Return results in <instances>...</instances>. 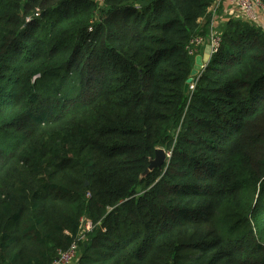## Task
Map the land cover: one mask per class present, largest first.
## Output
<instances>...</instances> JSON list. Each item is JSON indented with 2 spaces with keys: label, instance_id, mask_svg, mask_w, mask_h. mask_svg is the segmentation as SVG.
<instances>
[{
  "label": "trees",
  "instance_id": "1",
  "mask_svg": "<svg viewBox=\"0 0 264 264\" xmlns=\"http://www.w3.org/2000/svg\"><path fill=\"white\" fill-rule=\"evenodd\" d=\"M214 1L0 0V264H264L262 30L184 92Z\"/></svg>",
  "mask_w": 264,
  "mask_h": 264
},
{
  "label": "built area",
  "instance_id": "2",
  "mask_svg": "<svg viewBox=\"0 0 264 264\" xmlns=\"http://www.w3.org/2000/svg\"><path fill=\"white\" fill-rule=\"evenodd\" d=\"M96 1L102 3V0ZM225 2L228 4L229 8L228 20H245L255 25L257 28H260L264 33V4L262 0H215L207 10V15L209 17L207 34L205 37L195 36L190 40L187 48L190 55H194L197 51L200 52L205 45L209 48L210 57L219 50L221 45V31L219 27L223 23V21H221L222 17L220 16V10L224 7ZM84 229L85 231H90L92 229L91 223H86ZM82 240L83 236H79L68 250L59 251L57 258L52 264L73 263L78 256V242Z\"/></svg>",
  "mask_w": 264,
  "mask_h": 264
},
{
  "label": "water",
  "instance_id": "3",
  "mask_svg": "<svg viewBox=\"0 0 264 264\" xmlns=\"http://www.w3.org/2000/svg\"><path fill=\"white\" fill-rule=\"evenodd\" d=\"M206 55L209 56V48L207 47ZM201 64H202V58L201 57H196L195 59V65L194 68L191 72V75H197L199 71L201 70ZM196 73V74H195ZM192 78H189L185 85H184V92L188 93L190 89V85L192 84ZM168 156L165 154L164 150L162 149H157L155 152V158L149 162V166L145 170L144 174L142 177L147 175L149 172L153 171L156 168H161L162 165L165 164ZM87 185V183L85 184Z\"/></svg>",
  "mask_w": 264,
  "mask_h": 264
},
{
  "label": "crops",
  "instance_id": "4",
  "mask_svg": "<svg viewBox=\"0 0 264 264\" xmlns=\"http://www.w3.org/2000/svg\"><path fill=\"white\" fill-rule=\"evenodd\" d=\"M226 11H227V13H226ZM228 13H229L228 4L225 2L224 3V7L221 8V10H220V16L222 17L221 21H223V23L219 27L220 30H221L222 26L228 21V18H229V14ZM202 23H204L203 20H201V24ZM206 51H207V45L203 46V48L200 51L199 57L202 58L201 69L204 67V65H206V63L209 60V56L206 55ZM200 71H199V73H200Z\"/></svg>",
  "mask_w": 264,
  "mask_h": 264
},
{
  "label": "rangeland",
  "instance_id": "5",
  "mask_svg": "<svg viewBox=\"0 0 264 264\" xmlns=\"http://www.w3.org/2000/svg\"><path fill=\"white\" fill-rule=\"evenodd\" d=\"M220 31H222V29L220 30ZM199 56V55H198ZM197 56V57H198ZM202 70V69H201ZM201 72V71H200ZM196 74V73H195ZM199 75V74H198ZM198 75H191V78L193 79V81H194V79L198 76ZM192 85V84H191ZM190 85V88L192 89V86ZM191 89H189V90H191Z\"/></svg>",
  "mask_w": 264,
  "mask_h": 264
},
{
  "label": "bare ground",
  "instance_id": "6",
  "mask_svg": "<svg viewBox=\"0 0 264 264\" xmlns=\"http://www.w3.org/2000/svg\"><path fill=\"white\" fill-rule=\"evenodd\" d=\"M209 57H210V56H209ZM198 74H199V73H198ZM198 74H197V75H198ZM190 78H191V77H190ZM192 84H193V80H192Z\"/></svg>",
  "mask_w": 264,
  "mask_h": 264
}]
</instances>
